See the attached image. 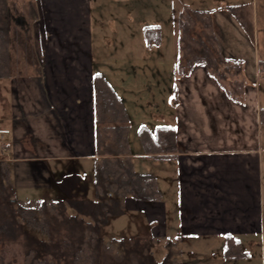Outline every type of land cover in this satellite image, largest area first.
I'll return each instance as SVG.
<instances>
[{
	"label": "crops",
	"instance_id": "obj_1",
	"mask_svg": "<svg viewBox=\"0 0 264 264\" xmlns=\"http://www.w3.org/2000/svg\"><path fill=\"white\" fill-rule=\"evenodd\" d=\"M148 3L161 17L141 20L142 34L146 25L175 22L177 59L168 70L155 59L159 47L149 49L143 59H105L94 0H8L11 73L0 78L5 82L3 102L9 106L2 145L14 157L6 159L67 160L70 173L86 175L82 162L96 159L94 76L101 73L125 102L131 128L134 121L154 130L162 124L177 128L178 150L161 161L145 154L142 144L133 150L130 140L135 169L154 173L163 191L155 203L126 199V213L145 229L133 236L177 240L183 264H204L200 259L205 255L209 264H241L256 248L262 249L264 264V0ZM231 6L241 9L239 15ZM187 9L210 11L222 54L244 63L247 85L241 99L230 97L203 65L186 76L178 73V22ZM241 17L249 22L248 31ZM133 21L128 14L116 30L133 34ZM120 77L132 87L147 82V91L131 92L142 98L143 119H134L139 112L132 111L118 89ZM143 93L150 98L144 101ZM137 158L162 162V172H152ZM73 162L81 163V169ZM228 237L241 241L246 258H225Z\"/></svg>",
	"mask_w": 264,
	"mask_h": 264
},
{
	"label": "trees",
	"instance_id": "obj_2",
	"mask_svg": "<svg viewBox=\"0 0 264 264\" xmlns=\"http://www.w3.org/2000/svg\"><path fill=\"white\" fill-rule=\"evenodd\" d=\"M7 7L8 0H0V78L11 73ZM230 9L239 15V7L231 6ZM242 20V26L248 31L249 22ZM178 26V73L186 76L196 66L203 65L230 97L241 99L247 85L244 63L222 54L211 12L182 11ZM197 26L209 31L211 46L204 41L202 29L197 30L199 38L194 36ZM143 36L149 49L157 48L162 42V27L146 25ZM263 65L264 60H260L262 69ZM94 109L96 159L93 176L89 179L87 174L67 173L61 180V191L66 195L63 201L20 202L13 197L16 191L10 177V162L0 161V244L16 239L24 228L29 240L25 264H183L177 240H166L167 255L163 262L156 261L154 256V246L159 239L124 234L120 238L112 236L105 240L106 227L111 219L126 214L127 198L155 203L162 200L163 191L155 174L140 173L135 169L131 156L130 115L123 99L101 73L94 76ZM261 119L264 122V108ZM138 132L145 154L162 158L178 150L175 126L162 124L154 130L142 125ZM91 183L93 194L90 193ZM69 208L75 213L69 214ZM65 222L70 225V235L64 236V241L55 242L59 224ZM31 230L51 242L37 240ZM115 244H119V249L113 254L110 249ZM247 256L241 241L227 238L225 258Z\"/></svg>",
	"mask_w": 264,
	"mask_h": 264
},
{
	"label": "rangeland",
	"instance_id": "obj_3",
	"mask_svg": "<svg viewBox=\"0 0 264 264\" xmlns=\"http://www.w3.org/2000/svg\"><path fill=\"white\" fill-rule=\"evenodd\" d=\"M17 2V1H16ZM148 0H131L128 3L122 5L118 0H94L93 12L96 19V30L97 32L101 31V36H103V44L101 43L100 51L103 52L104 58L112 60L113 62L122 63L125 62L129 57L136 59H143L145 54L148 52L149 47L145 42V38L141 32V20L148 18L147 21L153 20L161 15L157 12L155 6H148ZM15 8V7H14ZM165 6V14L163 17L167 16ZM15 10V9H14ZM128 14H132L133 17V30L134 33L126 34L119 33L116 28L119 27L121 20H124ZM162 17V18H163ZM167 18V17H166ZM194 36L199 38L198 31L202 29V37L205 39L208 44H211L209 39V31H204V28H195ZM136 37L131 40L130 37ZM124 38L127 40L124 43ZM105 39V41H104ZM104 46V48H103ZM176 34H175V22L172 20L167 21L162 26V42L159 46V50H156L155 59L161 60V65L164 70H168L171 67L173 61L177 59V50L176 49ZM158 48V47H157ZM153 49H156L153 48ZM129 50V51H128ZM132 51V53H131ZM144 62L142 61V64ZM111 68V65L108 66ZM142 76V75H140ZM119 77V76H118ZM116 79V78H115ZM116 84L118 89L122 92L126 98L128 106H131L132 111L137 110L139 113H134V119H143L144 114L141 113L140 100L142 98L135 99V94L131 93L132 90H138L140 92L147 91V82H139L132 87V82L124 81V77L116 79ZM134 82V81H133ZM5 82L0 81V161H8L6 158H13L12 151H8L2 145V141L5 140V133L3 125L5 124L4 117L5 112L8 111L9 106L6 107V104L3 102V96L6 94L4 90ZM6 88V87H5ZM145 99H149L146 93L142 94ZM140 96V95H139ZM141 97V96H140ZM152 100V99H151ZM136 105V106H135ZM135 119V120H136ZM138 121L133 122V128H131V143L134 148H141V142L139 138V128L142 125H139ZM139 126V127H138ZM138 127V128H137ZM27 155H32L31 151L28 150ZM26 155V156H27ZM25 156V154H23ZM22 157V156H21ZM42 158V157H41ZM138 161H143V166L150 168L152 172H162V162H155L154 160H149L150 158H137ZM157 159V158H154ZM161 161V159H157ZM83 169L85 170L82 173H86L90 179L93 176L95 162L94 161H83ZM73 167H78L81 169V163L73 162L71 164ZM10 177L12 184L15 188L16 194H13L16 199L20 202L28 203L30 201H41L44 199H54L55 201H63L66 199V195L61 191V180L63 177L70 172V161H28V162H10ZM66 170V171H65ZM66 172V173H65ZM154 174V173H151ZM93 194V183H91V191ZM69 214H74V210L69 208ZM133 219V218H132ZM129 214H123L118 217L111 219L110 224L106 227V238L105 240H110V237L114 236L120 238L122 235L127 234L133 236L138 233L139 226L136 222H133ZM70 225H66V222L59 224V233L56 235L55 242L63 240L64 236L70 235ZM22 228L20 230V235L16 239L10 241L5 240L0 244V264H25V251L29 248L27 242L29 241L26 237V233L23 232ZM142 227L140 231H144ZM139 231V232H140ZM33 234L34 230H31ZM38 234V235H37ZM138 235V234H137ZM37 240L41 239L44 241H49V238L36 232L34 235ZM128 237V236H127ZM160 242L156 243L154 246V256L156 261L163 262L167 255L166 241L159 239ZM48 243V242H46ZM60 243V242H58ZM60 243L59 245H61ZM52 245V244H51ZM58 245V246H59ZM114 248H111V253H117L119 244H115ZM123 247L122 249H124ZM55 248H53L54 250ZM43 254L47 255L46 251L43 250ZM209 254V253H208ZM253 257L246 259L248 262H243L241 264H263L262 263V249L256 248L253 252ZM55 255H59L56 253ZM199 258V257H198ZM209 258V259H208ZM202 257L200 260L204 264H209L210 257Z\"/></svg>",
	"mask_w": 264,
	"mask_h": 264
},
{
	"label": "built area",
	"instance_id": "obj_4",
	"mask_svg": "<svg viewBox=\"0 0 264 264\" xmlns=\"http://www.w3.org/2000/svg\"><path fill=\"white\" fill-rule=\"evenodd\" d=\"M263 258H264V245H263Z\"/></svg>",
	"mask_w": 264,
	"mask_h": 264
}]
</instances>
